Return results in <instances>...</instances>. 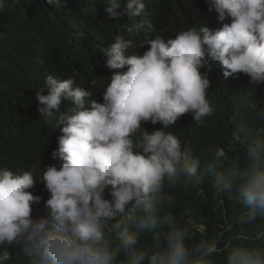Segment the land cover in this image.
Returning a JSON list of instances; mask_svg holds the SVG:
<instances>
[{
    "label": "clouds",
    "instance_id": "1",
    "mask_svg": "<svg viewBox=\"0 0 264 264\" xmlns=\"http://www.w3.org/2000/svg\"><path fill=\"white\" fill-rule=\"evenodd\" d=\"M202 2L183 15L200 28L177 29L165 40L153 36L156 11L148 0H106L109 18L131 24L102 48L113 70L103 102L74 77L48 75L35 91L41 118L56 127L52 158L61 160L38 177L46 201L31 171L0 166V264L13 261L14 251L15 264H212L217 256L223 264H264V228L209 239L203 224L171 215L176 190L209 181L216 197L240 205V223L264 221V130L238 123L231 139L241 156L228 165L230 146L197 156L166 131L187 114L203 126L216 111L202 71L209 62L225 79L242 73L264 84V0ZM212 16L219 25L209 24ZM62 101L70 102L63 112ZM256 114L264 120V108ZM149 123L162 127L149 132ZM42 201L43 212L34 215ZM146 233L151 241L142 245Z\"/></svg>",
    "mask_w": 264,
    "mask_h": 264
},
{
    "label": "trees",
    "instance_id": "2",
    "mask_svg": "<svg viewBox=\"0 0 264 264\" xmlns=\"http://www.w3.org/2000/svg\"><path fill=\"white\" fill-rule=\"evenodd\" d=\"M202 1L205 0H148L156 11L151 18L153 36L167 40L177 29H199L183 15L204 6ZM105 7L106 0H62L55 7H49L46 0H5V7L0 10V166L20 174L31 171L37 178L34 189L43 201L49 195L38 177L49 165L59 167L61 159L52 158L53 150L58 147L53 134L56 127L54 121L47 123L41 118L35 91L45 87L48 75L61 81L74 77L76 85L93 93L92 99L103 102V91L113 70L105 66L102 48L108 47V42L131 24L128 17L109 18ZM208 22L219 25L213 16ZM202 71L211 82L208 99L216 111L206 118L203 126L187 114L166 131L178 133L197 156H206L213 146L226 149L230 146L228 159L224 161L228 165L241 156L239 146L231 139L238 123L246 121L264 130V120L256 114L264 108V84H252L242 73L225 79L221 67L213 62ZM252 102L258 105L257 109L250 107ZM69 104L62 101L60 111H65ZM161 127L144 125L149 132ZM173 194L177 205L171 215L177 222L203 224L206 238H220L223 233L222 239L227 240L241 233L252 235L264 228V221L255 225L240 223L236 219L240 205L234 199L216 197L209 181ZM43 201L33 205L34 215L43 212ZM167 211L164 209L162 214ZM150 241L151 236L146 233L141 244ZM15 255L14 251V259L8 264H15ZM212 264L223 261L217 256L212 258Z\"/></svg>",
    "mask_w": 264,
    "mask_h": 264
}]
</instances>
